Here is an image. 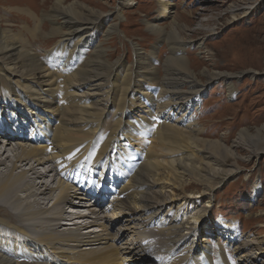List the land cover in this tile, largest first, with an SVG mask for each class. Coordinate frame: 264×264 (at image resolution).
I'll use <instances>...</instances> for the list:
<instances>
[{"label":"bare ground","instance_id":"obj_1","mask_svg":"<svg viewBox=\"0 0 264 264\" xmlns=\"http://www.w3.org/2000/svg\"><path fill=\"white\" fill-rule=\"evenodd\" d=\"M28 1L6 2L9 7L0 4V11L7 10L10 19L26 24L38 20L24 28L28 48L39 50L55 37L60 39L43 59L27 48L19 49V41L24 39L0 31V264H212L207 253L210 239L218 240L219 247V239L233 247L237 264H264L263 240L240 237L232 223L218 221L211 228L206 220L211 191L237 169L225 170L221 165L235 156L216 141L209 142L215 149L197 147L196 139L184 138L185 132L178 127L184 125L186 132L196 130L186 115L203 85L229 83L237 73L197 71V65L189 63L185 67L180 55L185 39L175 37L174 31L169 32L171 36L160 34L167 39L170 54L162 65V76L154 79L158 99L152 96L151 102L140 97L133 103V97L145 94L140 87L154 78L147 56L136 52L134 68L130 65L134 80L132 84L129 80L118 97L124 106L129 98L131 107L125 113V107H120L114 127L105 133L99 114L103 109L98 104L108 103L118 89L107 71L114 65L106 64L102 57L112 55L98 44L85 61L73 65L90 43L79 34L95 30L101 13L64 7L65 0H54L47 9L42 0ZM37 15L41 18L35 19ZM202 15L195 11L194 20L187 25L199 24ZM45 20L59 26L47 32ZM156 30L162 33V28ZM251 52L246 51V61ZM201 76L204 80L199 83ZM227 88L231 95L232 85ZM82 89L86 91L80 93ZM18 100L31 108L30 114L17 105ZM170 112L180 115L171 119ZM133 113L139 114L135 121L128 117ZM153 124H158L155 132L160 134V152L154 156L152 150L141 156L129 146L139 140L137 135L152 132ZM260 131L264 125L256 129L257 136ZM261 136L252 138L246 129L240 130L233 145L257 157L264 154V134ZM123 176L126 181L116 187ZM164 187L176 191L171 199ZM203 197L207 203L202 205ZM174 198L181 202L173 203ZM100 209L111 212L100 215ZM115 221L120 224L110 233ZM200 235L204 237L199 239ZM156 236L159 238L152 239ZM214 254H219L218 264H228L219 248Z\"/></svg>","mask_w":264,"mask_h":264},{"label":"rangeland","instance_id":"obj_2","mask_svg":"<svg viewBox=\"0 0 264 264\" xmlns=\"http://www.w3.org/2000/svg\"><path fill=\"white\" fill-rule=\"evenodd\" d=\"M26 1L28 4L29 1ZM36 1L41 3V0ZM42 1L45 9L54 2V0ZM6 2H13V0H0L1 5L9 7L10 4ZM27 4L26 6H29ZM63 5L64 7L68 5L67 8H70V5L82 9L85 7L101 13V22L95 30L79 34L82 37L85 35L84 38H87L90 43L80 51V56L74 58L73 65L77 67L82 61H85L92 55L94 46L98 44L106 50L105 53L112 55L110 58L107 56V59L102 57V60H106V64L114 65L113 67H107V71L109 74L111 73V81L118 89L113 97L111 95V98L108 99V103L98 104L103 109V113L99 112V114L105 123V133H108L114 127V121L119 117L117 112L120 111V107H125L124 113L127 111V107H131L132 103H128L129 98L126 99L124 106L121 101H118V97L121 90L126 88L124 86L128 84L129 80L131 79V84L134 80L133 71L132 74L130 73L132 69L130 65L133 64L134 68L137 59L136 52H142L143 57L147 56L146 60L150 62L149 64L152 65L151 67L154 70V76L152 75L154 78L152 79L153 82L152 80L148 81L147 85L140 87L141 92H145L146 95L133 97V103L139 101L140 97H143L141 99L143 101L150 98L151 102H153L152 96L155 101L158 99L156 97L158 93L157 83L154 79L158 80L162 76V65L170 54L167 39L163 38V36H171L169 32L174 31L175 37L185 39L180 54L186 64L185 67L189 63L191 67L197 65V71L237 73V77L229 80V83H227V80L210 81L201 88L199 99L189 108L186 115L187 119L193 124L191 127L196 128L199 132L196 130L186 132L184 125L178 127L183 133L185 132L183 134L184 138L191 137L192 140L198 138L194 142L197 147L215 149L209 142L216 141L222 144L227 151H230L233 154L232 156H235V158L227 157L223 163L224 165L221 166L225 170L234 167H237L238 170L235 168L234 173L214 187L210 193L211 202H205L207 200L205 197L201 200L202 205L203 203L208 204L206 220L209 221V227H215L214 223L217 224L218 221L232 223L240 237L263 240L262 246H264V154L250 157L246 149L234 147L233 145V140L236 139L240 130L246 129L252 138H259L264 134V131H260V135H256V129L264 125V0H65ZM208 7L212 10L201 11V8ZM87 9H84V11H88ZM1 10L0 31L5 32L7 35L11 33L12 36L15 35L20 40L24 39L23 42L19 41L21 43L19 45L20 50L27 48L29 51L36 53L37 56L45 59V55L54 49L60 38L55 37L54 40L45 43V46H42L39 50L28 48L25 42L27 33H25L24 28L29 25L31 27L35 23L38 24V20H29V24H26L23 21L8 18L7 10ZM86 11L85 13H87ZM195 11L197 13L202 12L204 15L200 16L202 22L194 26L191 25L193 31L192 29L190 31L191 27L187 23L190 24L194 20L191 17ZM187 12L192 13L188 15ZM36 17L41 18L38 15L35 16V19H37ZM45 23V31L47 32L52 27L59 26L56 21L45 20ZM114 26L116 29L112 32ZM155 28L160 30L162 28L163 34L155 33L157 31ZM109 29L111 30L110 33L107 32ZM160 34L163 36H160ZM77 39H73L72 42L75 43ZM64 49L67 54V47ZM247 50H252L248 61L245 60ZM115 62H119L117 66H115ZM218 62L233 63L235 66H233V69L218 66ZM66 79L68 80V77ZM198 80L199 83H202L204 78L201 76ZM229 84L232 85L233 89L231 95H229L227 88ZM84 90L82 89L79 92L82 93ZM106 94L107 96L109 94L110 97V93ZM149 94L151 96L147 98ZM130 102H132L131 99ZM17 105L24 107L23 102L20 100L17 101ZM24 108L30 114L31 108ZM151 109L154 113L156 110L155 105L151 106ZM179 113L170 112V118L178 117ZM137 115L133 113V116L128 117L135 121L138 118ZM122 119L124 120V117ZM164 121L169 124L172 123ZM187 123L185 122V124ZM150 128L152 132L137 135L139 140L136 141L135 145L129 146V148L134 146L141 156L144 152L150 153L152 150L153 152L150 154L154 156H157V152H160L157 147L160 146L158 144L160 134L155 132L158 129V124H153ZM181 131L178 135L182 134ZM198 141L199 143H197ZM221 166L220 168H222ZM126 179L127 177L123 176L116 181L115 186L118 187ZM106 183L105 185H107ZM212 183H215V181ZM164 190L167 195L169 194L170 199L176 192L169 187H164ZM188 192L190 193V191L186 193ZM107 195L108 197L104 203L106 206L109 204V196L111 198L112 194ZM198 196L197 199L200 198V194ZM175 201L176 203L181 202L174 198L173 203ZM109 212H111L110 209L104 212L102 209L99 210L100 215L102 213L109 214ZM192 212L193 210L187 213L186 216H191ZM119 224L120 221L113 222L108 231L110 233L114 232ZM152 228L154 226H149V229ZM202 237L204 236L200 235L199 239ZM157 238L159 237L156 236L152 239ZM219 241H221L220 247L216 239H210L208 244L210 250L207 253L212 260V264H218L219 254H214L218 251V248L228 264H237L233 247L224 245L222 239H219ZM192 253H194V249ZM48 263L55 264L53 261H48Z\"/></svg>","mask_w":264,"mask_h":264}]
</instances>
